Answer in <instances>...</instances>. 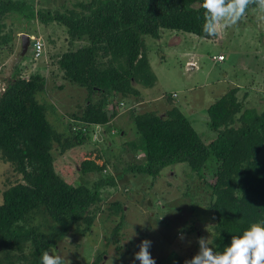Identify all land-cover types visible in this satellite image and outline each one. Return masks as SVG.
Here are the masks:
<instances>
[{
    "label": "trees",
    "instance_id": "1",
    "mask_svg": "<svg viewBox=\"0 0 264 264\" xmlns=\"http://www.w3.org/2000/svg\"><path fill=\"white\" fill-rule=\"evenodd\" d=\"M201 4L202 0H76L60 11L44 5L36 10L26 0H0V46L13 47L16 35L10 28L5 30L4 20L14 13L60 26L68 44L85 40L55 59L54 52L48 56L55 68L49 88L60 90L70 84L85 91L69 113L73 118L66 126L70 136L47 120L46 111L53 112L55 105L43 98L48 92L44 76L33 73L23 80L13 70L0 92V160L19 175L0 191V264H40L42 252L53 248L66 232L84 235L90 230L98 190L114 185V179L100 178L91 186L70 184L55 172L50 149L53 142L60 152L82 143L87 126L107 123L119 107L131 111L137 132L127 146L132 153H141L139 161L127 162V171L151 175L153 180L163 167L184 162L203 178L209 188L206 208L213 221L214 250L222 251L233 235L264 220V160L259 158L264 147V107L260 111L243 107L235 95L237 87L229 88L206 107L205 124L214 132L206 142L182 105L171 100L174 93L161 94L167 103L162 109L149 108L150 102L143 110L132 109L139 88H150L155 80L143 36L158 38L162 29L199 34L205 11ZM255 8L250 5L247 10ZM26 32L28 55L33 58ZM223 56L213 60L222 61ZM56 76L59 84L54 83ZM208 164L214 169L206 180ZM103 166L88 160L85 170L100 173ZM108 209L116 214L122 212V205L114 200ZM37 211L44 215L42 224L31 222V214Z\"/></svg>",
    "mask_w": 264,
    "mask_h": 264
},
{
    "label": "rangeland",
    "instance_id": "2",
    "mask_svg": "<svg viewBox=\"0 0 264 264\" xmlns=\"http://www.w3.org/2000/svg\"><path fill=\"white\" fill-rule=\"evenodd\" d=\"M26 1L36 10L44 5L61 11L76 0ZM34 18L14 13L4 20L5 30L10 28L16 36L11 41V50V44L0 46V92L13 70L23 80L33 73L44 76L48 92L43 98L55 105L53 112L46 111L47 120L54 129L68 136L66 126L73 119L69 113L76 109L85 91L70 84L60 90L49 88L55 68L48 56L54 52L55 59L61 51L75 49L85 40L68 44L63 28L37 23ZM24 31L29 33V39L42 42L44 56L31 58L29 48L24 55L19 54L17 37ZM143 43L155 80L152 87L139 88L133 110L145 109L148 102L149 108L162 109L167 103L160 99L161 94L174 93L171 100L182 105L192 127L206 142L214 133L205 124L206 107L229 88L237 87L235 95L243 107L256 111L264 107V10H247L236 25L218 30L215 36H207L203 30L193 35L162 29L158 38L143 36ZM216 53L224 55V59L214 61L211 55ZM100 61L103 66L104 60ZM54 80L58 84L61 81L58 76ZM96 97L95 93L93 99ZM130 113L119 107L107 123L87 126L82 143L72 144L62 152L57 143H52L53 168L66 182L91 186L100 178L114 179V185H102L98 190L100 199L92 207L94 217L90 230L84 235L66 232L49 249L52 254L66 256L71 264H140L134 259V253L145 239L151 241L149 251L155 264H184L199 251L197 238L211 241L213 221L206 208L209 188L186 163L163 167L153 180L151 175L127 171V162L141 158L139 151L132 153L127 146V142L137 137ZM259 158L264 160V147ZM88 160L98 165L103 163L104 168L100 173L87 172ZM213 169L211 164L204 169L206 180L211 178ZM17 179L19 175L0 160V191ZM114 200L121 203L122 212L110 213L108 206ZM43 216L37 211L31 214V222L42 224Z\"/></svg>",
    "mask_w": 264,
    "mask_h": 264
},
{
    "label": "clouds",
    "instance_id": "3",
    "mask_svg": "<svg viewBox=\"0 0 264 264\" xmlns=\"http://www.w3.org/2000/svg\"><path fill=\"white\" fill-rule=\"evenodd\" d=\"M250 5L264 10V0H202L201 7L205 10L204 33L207 36H215L218 30L236 25L245 16ZM64 239L68 240L67 237ZM180 239H184L183 234ZM197 243L199 251L190 260H185L184 264H264V220L251 223L240 235H233L230 244L222 251L210 247L211 241L208 238L199 237ZM150 247L151 241L142 240L138 245L139 251L134 253V259L140 264H155L149 251ZM40 264L71 262L66 256L44 250Z\"/></svg>",
    "mask_w": 264,
    "mask_h": 264
},
{
    "label": "built area",
    "instance_id": "4",
    "mask_svg": "<svg viewBox=\"0 0 264 264\" xmlns=\"http://www.w3.org/2000/svg\"><path fill=\"white\" fill-rule=\"evenodd\" d=\"M43 44L39 39L32 40L31 42V50L33 51V58L38 57L42 53ZM214 60H221L222 54H216L211 57Z\"/></svg>",
    "mask_w": 264,
    "mask_h": 264
},
{
    "label": "water",
    "instance_id": "5",
    "mask_svg": "<svg viewBox=\"0 0 264 264\" xmlns=\"http://www.w3.org/2000/svg\"><path fill=\"white\" fill-rule=\"evenodd\" d=\"M27 44H28V35L21 33L20 34V55H24L26 48H27Z\"/></svg>",
    "mask_w": 264,
    "mask_h": 264
}]
</instances>
